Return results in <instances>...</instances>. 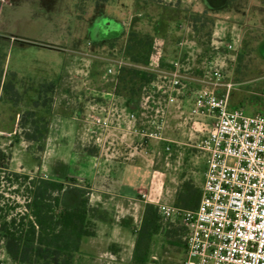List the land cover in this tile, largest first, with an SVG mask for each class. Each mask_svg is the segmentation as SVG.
Returning <instances> with one entry per match:
<instances>
[{
  "label": "rangeland",
  "instance_id": "374dc122",
  "mask_svg": "<svg viewBox=\"0 0 264 264\" xmlns=\"http://www.w3.org/2000/svg\"><path fill=\"white\" fill-rule=\"evenodd\" d=\"M101 1L0 0V150L9 154L11 171L41 176L32 169L39 166L43 151L22 137L35 125L27 124L25 130L19 126L20 117L36 108L35 101L38 109L32 120L37 122L41 116L49 122L51 110L58 103L55 96L66 94L70 101L72 94H118V77L125 68L149 76L150 81L136 93L138 99L154 93L160 84L159 73L169 71L170 62H179L198 79L210 68L217 69L222 74L220 84L230 85L228 91L211 83H194L193 88L214 87L218 93L227 92L230 109L241 108L249 114L264 112V0H224L214 6L204 0ZM130 32L153 36V54L161 58L160 62L152 64L150 59L144 67L131 63L124 54ZM230 44L232 49L227 47ZM64 54L74 59L65 61V79L54 82ZM187 60L193 62L191 67ZM114 63L125 64L119 69L114 67L116 73L106 76L107 68ZM35 79L53 81L52 93H44L49 94L45 106H41L43 99L38 96ZM190 95L165 107L161 102V140L141 137L140 143L145 157H151L155 168L165 176L164 184L175 188L176 194L185 183L200 190L205 158L196 146L212 123L209 117L189 116ZM103 113L96 116L107 117ZM139 115L132 114L135 121ZM153 115H141L143 127L137 133L151 132L150 128L144 129L149 126L147 117ZM37 126L42 128L44 124L38 122ZM116 134L118 137H107L98 132L96 148L106 152L110 143L112 148L116 146L113 139L117 140V148H129L125 141L120 142L122 133ZM20 164L25 169L20 170ZM11 190L3 189L4 197L9 202L20 200ZM170 206L185 209L175 202ZM162 226L169 233L152 238L145 264H182L185 230L176 220L163 222ZM0 264H13L3 249Z\"/></svg>",
  "mask_w": 264,
  "mask_h": 264
},
{
  "label": "built area",
  "instance_id": "2783aa9c",
  "mask_svg": "<svg viewBox=\"0 0 264 264\" xmlns=\"http://www.w3.org/2000/svg\"><path fill=\"white\" fill-rule=\"evenodd\" d=\"M227 47L232 49L231 44ZM150 59L152 64L159 61L153 51ZM114 64L107 68L106 76L115 74V68L125 63ZM158 78L160 84L154 93L138 100L142 116L154 114L147 117L149 126L144 129L151 132L137 133L138 128H133L134 133L161 140L163 124L158 115L163 111L162 103L164 107L172 105L189 93V116L212 120L211 129L196 146L205 158L197 207L156 206L163 222L176 220L185 230L182 264H264V112L230 109L227 92L218 93L214 87L193 88L194 83H211L228 91L230 85L220 84L222 74L217 69L210 68L198 79L174 62ZM89 119L101 129L109 123L107 117L92 115ZM130 120L135 123L134 116ZM140 197L146 198L144 194Z\"/></svg>",
  "mask_w": 264,
  "mask_h": 264
},
{
  "label": "crops",
  "instance_id": "0c3cea01",
  "mask_svg": "<svg viewBox=\"0 0 264 264\" xmlns=\"http://www.w3.org/2000/svg\"><path fill=\"white\" fill-rule=\"evenodd\" d=\"M51 35L57 37L56 33ZM67 58L74 59L64 54L54 82L65 79L63 73L67 69ZM170 63L172 65L174 62ZM191 65L193 62L187 60V66ZM72 96L70 101L66 94L53 98L58 103L51 110L39 166L32 170L45 179L70 186L60 195V205L65 208H74L79 202L72 187L89 191V205L95 214L90 219L93 235L81 240L73 264L130 263L137 223L141 220L144 206L174 203L176 189L167 188L164 184L165 176L155 168L151 157H145L140 149L141 136L128 132L130 128L132 130L142 125L141 111L136 105L139 99L130 100L117 94ZM102 110L109 120L104 129L98 128L89 119ZM138 112L140 115L136 116L137 121L131 122L130 115ZM210 129L211 124L207 133ZM98 132H103L107 137L122 133L120 142L125 141L124 144L129 148H117V140L113 139L116 146L112 148L110 143L106 152L98 150L95 141ZM19 168L25 169L21 164ZM141 194L146 198L141 199Z\"/></svg>",
  "mask_w": 264,
  "mask_h": 264
},
{
  "label": "trees",
  "instance_id": "16d2710c",
  "mask_svg": "<svg viewBox=\"0 0 264 264\" xmlns=\"http://www.w3.org/2000/svg\"><path fill=\"white\" fill-rule=\"evenodd\" d=\"M153 47L154 39L150 34L130 32L124 54L131 63L144 67L149 64ZM148 77L146 72L137 69H123L118 77L120 91L117 95L130 100L138 99L139 94L136 93L150 81ZM35 82L39 85L38 96L43 99L41 106H45L49 94L44 93H52L54 84L41 79H35ZM34 105L38 109L37 101ZM34 110L20 117L19 126L24 129L27 124L35 125L26 129L22 137L42 152L49 122L41 116L37 122L32 120ZM38 122L44 126L39 128ZM9 160V154L0 150V249L13 264H73L81 240L93 235L90 222L93 209L89 205L88 189L72 187L79 202L74 208H65L60 205V195L70 188L67 183L11 171ZM9 187L13 189L12 193L19 195L20 200L9 202V198L4 197L2 190ZM199 199L200 190L185 183L176 194L175 205L194 210ZM162 223L157 208L146 204L135 233L132 264H145L152 238L158 234L168 235Z\"/></svg>",
  "mask_w": 264,
  "mask_h": 264
},
{
  "label": "flooded vegetation",
  "instance_id": "af4514ba",
  "mask_svg": "<svg viewBox=\"0 0 264 264\" xmlns=\"http://www.w3.org/2000/svg\"><path fill=\"white\" fill-rule=\"evenodd\" d=\"M205 3L208 5V6H214V5H219L221 3L224 2V0H204Z\"/></svg>",
  "mask_w": 264,
  "mask_h": 264
}]
</instances>
